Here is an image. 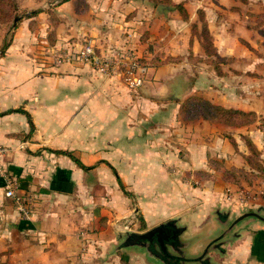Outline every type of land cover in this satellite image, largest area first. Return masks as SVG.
<instances>
[{
    "label": "crops",
    "instance_id": "0c3cea01",
    "mask_svg": "<svg viewBox=\"0 0 264 264\" xmlns=\"http://www.w3.org/2000/svg\"><path fill=\"white\" fill-rule=\"evenodd\" d=\"M68 4L55 45L131 51L149 68L131 90L115 72L34 54L49 47L35 43L42 24L17 23L0 53V264L18 236L27 264H163L142 243L121 245L167 221L181 228L168 252L184 264H264V199L237 200L219 176L194 175H212L211 158L252 167L241 138L264 153V129L186 123L180 111L198 94L259 118L256 89L240 82L264 69V0H88L82 16Z\"/></svg>",
    "mask_w": 264,
    "mask_h": 264
},
{
    "label": "rangeland",
    "instance_id": "374dc122",
    "mask_svg": "<svg viewBox=\"0 0 264 264\" xmlns=\"http://www.w3.org/2000/svg\"><path fill=\"white\" fill-rule=\"evenodd\" d=\"M65 1L68 0H4L2 3H0V39L2 38L3 40L2 42L0 41V43L2 44L0 45V53H2V50L5 48V42H8V40L12 38V35L14 33L13 29L15 28L17 23L25 19H32V23L39 25L42 24V26H39L37 27V29H34L36 30L34 32H36L37 34V36L34 37L36 41L35 43L39 45L44 44L45 47L47 45L49 46L47 49L44 48L43 50L39 47L36 48L34 54H40L38 53V51H43L41 55H44V57L49 59L51 62L56 63L57 55L61 51H65L63 50L62 45H55L56 41L59 40V34H61L64 30L68 28L66 26L67 21L65 22L62 18V11L64 9L59 8ZM69 1H71L72 9L75 14L82 16L87 13L88 0ZM71 5L68 4V7L70 8ZM32 10H38V12L28 17V13ZM15 19L17 20L14 23ZM258 20L264 22V16H262L261 18L259 17ZM63 23H65V25ZM41 38H44L45 40L42 41ZM257 74L259 75L257 77H242L240 84L245 89H247L248 87L256 89V104L261 107V109L258 111V119L255 112L252 113V115L246 116L245 119H252L256 121L254 123V126L256 125V127H261L264 129V69L260 70V74ZM192 96L201 97L198 94H194L189 97ZM189 97L184 98L181 104H183ZM181 118L186 123H189V121H191V119H185V115H183L182 112ZM246 137L247 136L244 135L243 138H241V141L244 142L242 144L244 146L246 145L247 147V143L250 139ZM252 151L253 153L249 154V163L252 167H249L248 169L237 170L232 165L225 166V163L222 164L221 158H211L208 164L214 169L215 172H213L212 175L207 176L199 173H194V175L199 180H201V178L202 180L205 178L210 179L213 177V175L214 177L219 176L226 185V189L224 191L225 194L227 196L231 194V197L237 198V200L243 197H251L252 199H254V197L256 196H261L264 199V153H256V151L253 149ZM216 172L218 173V175L216 174ZM222 174H225V176L222 177ZM13 184L15 185L17 193L19 194L20 192L18 191V182L14 181ZM19 196L24 200L25 203V199L23 198L24 195L20 193ZM10 199L13 201L14 208L16 209L18 215L23 218H26L24 213L19 209L20 204L15 203L12 198ZM16 239L18 240V250L15 255L11 256L12 261L10 262L11 264H27L25 260V254L21 249L22 246H19V236L16 237ZM120 244L121 242H119V245ZM149 251L152 252L151 250ZM157 254L161 255L159 252H157ZM7 260L10 259L7 257Z\"/></svg>",
    "mask_w": 264,
    "mask_h": 264
},
{
    "label": "built area",
    "instance_id": "2783aa9c",
    "mask_svg": "<svg viewBox=\"0 0 264 264\" xmlns=\"http://www.w3.org/2000/svg\"><path fill=\"white\" fill-rule=\"evenodd\" d=\"M64 61L86 63L91 65L95 70L105 74L115 72L131 90L138 89L143 84L149 68L147 62L141 61L131 51H118L111 56H103L96 52L90 42L73 52L61 51L56 57V63ZM4 190L5 196L12 198L15 203H19V209L25 216H28L29 211L25 207L24 200L19 196L15 185L8 178L4 181Z\"/></svg>",
    "mask_w": 264,
    "mask_h": 264
},
{
    "label": "trees",
    "instance_id": "16d2710c",
    "mask_svg": "<svg viewBox=\"0 0 264 264\" xmlns=\"http://www.w3.org/2000/svg\"><path fill=\"white\" fill-rule=\"evenodd\" d=\"M4 0H0V3H2ZM38 12V10H32L28 13V17L30 15H34ZM7 46V43L4 45V47ZM181 112L183 115H185V119H198L203 118L207 119L212 122H223L225 124L233 125L236 127H241L244 125H248L252 123L254 120L252 119H245L246 116L252 115V111H242L238 109H232V108H225L223 106L214 104L203 97H189L186 99V101L181 104ZM252 120V121H251ZM248 148L250 151V154L253 153L252 149L258 152L257 148L252 144V142L249 140ZM165 227L168 229H172L176 231V237L168 244L169 247L174 249L180 247L181 243L179 242L178 235L181 230L180 227H177L174 223V221H167L165 223ZM123 244V243H122ZM141 244V243H140ZM143 244V243H142ZM123 247V245H121ZM168 247V248H169ZM152 254H156L158 257L162 258L163 264H184L185 258L183 256L178 255H171L167 256L165 255L160 249H155L154 247H151ZM157 252H159L161 255H158Z\"/></svg>",
    "mask_w": 264,
    "mask_h": 264
},
{
    "label": "water",
    "instance_id": "95a60500",
    "mask_svg": "<svg viewBox=\"0 0 264 264\" xmlns=\"http://www.w3.org/2000/svg\"><path fill=\"white\" fill-rule=\"evenodd\" d=\"M17 19L14 20V23ZM170 231V232H168ZM176 231L170 230L165 227V224H160L153 228H150L142 233H130L127 235L123 242V247L140 244L142 242L157 243L158 248L167 256H171L168 252V244L176 237ZM158 261L163 263L162 258L158 257L156 254L154 256Z\"/></svg>",
    "mask_w": 264,
    "mask_h": 264
},
{
    "label": "flooded vegetation",
    "instance_id": "af4514ba",
    "mask_svg": "<svg viewBox=\"0 0 264 264\" xmlns=\"http://www.w3.org/2000/svg\"><path fill=\"white\" fill-rule=\"evenodd\" d=\"M168 232H170V231H168ZM125 240V239H124ZM124 242V241H123ZM122 242V243H123ZM143 243V245H145L146 246V248L148 249V250H151V247H154L155 249H159L158 248V244L157 243H155V242H153L152 244L151 243H149V242H142Z\"/></svg>",
    "mask_w": 264,
    "mask_h": 264
}]
</instances>
